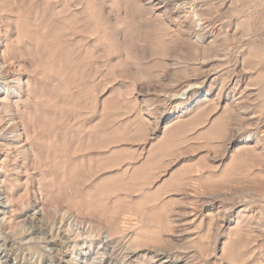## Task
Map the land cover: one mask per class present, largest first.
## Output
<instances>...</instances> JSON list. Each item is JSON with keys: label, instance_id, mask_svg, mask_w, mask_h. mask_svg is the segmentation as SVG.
Masks as SVG:
<instances>
[{"label": "rangeland", "instance_id": "rangeland-1", "mask_svg": "<svg viewBox=\"0 0 264 264\" xmlns=\"http://www.w3.org/2000/svg\"><path fill=\"white\" fill-rule=\"evenodd\" d=\"M263 4L0 0V264H264Z\"/></svg>", "mask_w": 264, "mask_h": 264}, {"label": "bare ground", "instance_id": "bare-ground-1", "mask_svg": "<svg viewBox=\"0 0 264 264\" xmlns=\"http://www.w3.org/2000/svg\"><path fill=\"white\" fill-rule=\"evenodd\" d=\"M245 3V2H244ZM262 3V2H261ZM29 4V3H28ZM264 5V4H263ZM30 7V6H29ZM50 9V8H49ZM34 11V10H33ZM50 11V10H49ZM58 12V11H57ZM60 14V13H59ZM46 16V15H45ZM38 17V16H37ZM66 17V16H65ZM248 18V17H247ZM46 20V19H45ZM47 21V20H46ZM257 21V20H256ZM209 22V21H208ZM201 25H205V24H207V21H203L202 19H200V22H199ZM59 24V23H58ZM59 25H61V23L59 24ZM247 28V27H246ZM48 29H50V28H48ZM62 29V28H61ZM47 30V29H46ZM50 31V30H49ZM52 31H50V33H51ZM42 33H45V31L44 32H42ZM242 33V32H241ZM53 34V33H52ZM52 36V35H51ZM59 36H61V35H59ZM49 37V36H48ZM57 37V36H56ZM52 39V38H51ZM57 39V38H56ZM64 39V38H63ZM35 41V40H34ZM48 41V40H47ZM259 44L258 45H256L257 46V48H256V56L254 55V57H256L255 59H257L256 60V62L255 63H257V65H259V66H261V67H264V41H260V42H258ZM43 46V45H42ZM9 49V48H8ZM26 51H28V50H26ZM42 52V51H41ZM2 53V52H1ZM19 55V54H18ZM250 62V61H249ZM248 62V63H249ZM247 63V62H246ZM251 65V64H250ZM253 66V65H252ZM0 69H2V67H1V65H0ZM260 70V69H259ZM63 71H66V70H63ZM92 73V72H91ZM66 74V73H65ZM263 74H264V70H263ZM258 76V75H257ZM44 77V76H43ZM259 77V76H258ZM65 78V77H64ZM67 79V78H66ZM260 81H262L261 79H260ZM237 83H238V79H237V77H234V79H232V82H231V84L230 85H232V86H234V85H237ZM61 84V83H60ZM69 85V84H68ZM73 85V84H72ZM91 85V84H90ZM93 85V84H92ZM239 86V85H238ZM194 88V87H193ZM235 88H237V87H235ZM238 91V90H237ZM63 92V91H62ZM238 93H239V91H238ZM229 94V93H228ZM237 95V92L235 93V92H233V93H231V95H228V96H226L225 95V98H235V96ZM50 102V101H49ZM57 102V101H56ZM56 102H54L55 104H56ZM70 102V101H69ZM60 103V102H59ZM69 104V103H68ZM61 106V105H60ZM79 106V105H78ZM28 111H30V110H28ZM247 111H245L244 113H243V115H246V117L250 120V119H253L254 118V116H252L251 114H247L246 113ZM37 119V118H36ZM257 121V120H256ZM28 122V121H27ZM39 123V122H38ZM93 134V133H92ZM96 134V133H95ZM94 135V134H93ZM92 138V137H91ZM90 138V139H91ZM92 139H94V137L92 138ZM92 142H93V140H92ZM264 145V144H263ZM57 179V178H56ZM65 192V191H64Z\"/></svg>", "mask_w": 264, "mask_h": 264}]
</instances>
